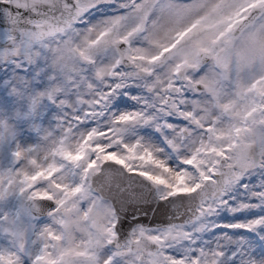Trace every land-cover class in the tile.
Segmentation results:
<instances>
[{
  "label": "snow or ice",
  "instance_id": "snow-or-ice-1",
  "mask_svg": "<svg viewBox=\"0 0 264 264\" xmlns=\"http://www.w3.org/2000/svg\"><path fill=\"white\" fill-rule=\"evenodd\" d=\"M0 264H264V0H0Z\"/></svg>",
  "mask_w": 264,
  "mask_h": 264
}]
</instances>
